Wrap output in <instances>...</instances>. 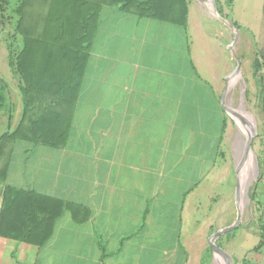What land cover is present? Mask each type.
I'll return each mask as SVG.
<instances>
[{
    "label": "crops",
    "instance_id": "obj_1",
    "mask_svg": "<svg viewBox=\"0 0 264 264\" xmlns=\"http://www.w3.org/2000/svg\"><path fill=\"white\" fill-rule=\"evenodd\" d=\"M205 2L188 1L185 28L102 11L65 144L1 146L5 184L65 207L42 245L12 237L17 212L1 211L0 264H187L201 187L231 171L223 105L233 37ZM2 84L0 140L21 116ZM263 248L250 264H264Z\"/></svg>",
    "mask_w": 264,
    "mask_h": 264
},
{
    "label": "trees",
    "instance_id": "obj_2",
    "mask_svg": "<svg viewBox=\"0 0 264 264\" xmlns=\"http://www.w3.org/2000/svg\"><path fill=\"white\" fill-rule=\"evenodd\" d=\"M188 1L0 0V24L6 17L13 21L15 48L9 46L8 66L19 77L21 99L19 122L11 132L1 137L0 149L6 141L12 147L16 140L52 147L65 144L83 70L88 61V51L105 8H115L185 28ZM216 1L219 13L228 18V15L221 13L219 0ZM228 1L229 4L232 2ZM262 12L264 14V0ZM233 24L242 29L237 23ZM261 61L264 62L263 51H259L252 61V76L260 84V89L263 82ZM1 88L0 102L4 100L3 84ZM262 111L264 115V107ZM5 172L6 166L3 165L0 212L4 211L6 216L17 212L21 226L18 234H11L12 237L42 245L51 235L54 221L65 207L64 202L34 190L16 189L5 184ZM252 197H255L254 193ZM263 244L264 237L261 235L258 246L253 250L257 251ZM183 253L185 255L184 250ZM245 263L249 264V261Z\"/></svg>",
    "mask_w": 264,
    "mask_h": 264
},
{
    "label": "rangeland",
    "instance_id": "obj_3",
    "mask_svg": "<svg viewBox=\"0 0 264 264\" xmlns=\"http://www.w3.org/2000/svg\"><path fill=\"white\" fill-rule=\"evenodd\" d=\"M214 2L218 10V3L216 0ZM205 4L204 7L211 12L212 10L207 7L210 2L206 1ZM219 5L223 15L228 14L231 10L229 17L235 18L242 26L249 28L238 29L236 39L232 43V68L234 69L236 66L234 57L236 56L240 59V73L228 85L224 100L225 104L227 106L229 104L234 110H239V107L243 106V109L249 113L255 130L251 150L254 159L257 161L258 174L257 178L254 179L252 171L249 173L246 193L244 188L243 196L239 195L238 200H235V170L241 158V147L237 140L236 122L230 117L229 130L224 144L231 171L218 183L201 187L198 211L193 213L188 224L194 237V248L188 251L187 264H214V254L208 242L209 236L216 230L229 226L235 221L237 216L236 201L240 205V223L236 228L215 237V243L230 256L232 264H246V260L253 261L256 252V249L253 250V248L258 246L261 235L264 237V185L260 183L262 181L260 178L264 176V115L262 111L264 107L262 104V101L264 102V62L261 61V73L263 74L261 89L260 84L252 76V61L259 51L264 52V14L261 16L263 0H232L230 4L228 0H219ZM7 12L5 16L8 15ZM219 15L226 20L223 22L225 25L233 24L232 19L226 18L220 13ZM217 19L221 21L220 18ZM219 21L216 20V24H221ZM12 22L6 17L0 24V55L2 56L0 76L7 86L8 106L18 110L20 80L8 66L9 46L15 48V42L12 38ZM234 31L233 28H230L231 37H233ZM232 94H234L233 98ZM259 180L260 182H258ZM253 193L255 197H252ZM208 196L214 199L209 201ZM205 225H208V229L203 231L202 227H207Z\"/></svg>",
    "mask_w": 264,
    "mask_h": 264
},
{
    "label": "water",
    "instance_id": "obj_4",
    "mask_svg": "<svg viewBox=\"0 0 264 264\" xmlns=\"http://www.w3.org/2000/svg\"><path fill=\"white\" fill-rule=\"evenodd\" d=\"M200 1H208V2H210L209 6L211 7L213 14L217 18H220L223 22H226V20L219 15L214 0H200ZM228 26L235 30L234 31L235 33H234L233 39H232V43H234V41L236 39V36H237V33H238V27L233 25V24H228ZM234 57H235V60H236V66L233 69V71L231 72V74L228 76V79L229 78L231 79L235 75H239V73H240V59L237 58L236 56H234ZM223 107H224L225 111L230 115L231 118H233V116H237L236 110L231 108L229 105L228 106L227 105H223ZM254 136H255V130H254V127H253V129L250 130V134H249V136H248V138H247V140L245 142L244 154H246L248 151H251V143H252V140H253ZM240 163H242V160L238 163V166H237V168L235 170V176H236L235 200H238L239 191H240V184H239V180H238V172H239V169H240ZM257 174H258V166H257V161L254 159V169L252 171V176H253L254 179L257 178ZM247 187H248V185H246V187H245V193H246ZM236 208H237V216H236L235 221L232 224H230L229 226H226L224 228L218 229L215 232H213L209 236V240H208L213 254L214 255H215V253L221 254L225 258V264H232L231 258L222 248H220L215 243L214 240H215V237H217L219 234L224 233L226 231H230V230H232V229H234V228H236L238 226V224L240 223V220H241V212H240V207H239L237 201H236Z\"/></svg>",
    "mask_w": 264,
    "mask_h": 264
},
{
    "label": "bare ground",
    "instance_id": "obj_5",
    "mask_svg": "<svg viewBox=\"0 0 264 264\" xmlns=\"http://www.w3.org/2000/svg\"><path fill=\"white\" fill-rule=\"evenodd\" d=\"M236 77L237 75L234 76L231 83L234 81V79H236ZM233 95L234 94H232V98L234 97ZM236 113H237V116H233V118L236 122L238 144L241 147V158L239 162L242 160V163H240V169L238 172V180L240 184V191H239L240 194L239 195L243 196V190L248 181L249 173L253 171L254 169V158L255 157L252 153V150L244 154V145L250 134V130L253 129V124L250 119L249 113L243 109V106H240L239 110H236ZM214 264H225V258L221 254L215 253Z\"/></svg>",
    "mask_w": 264,
    "mask_h": 264
}]
</instances>
